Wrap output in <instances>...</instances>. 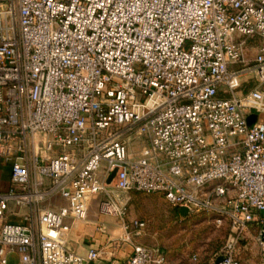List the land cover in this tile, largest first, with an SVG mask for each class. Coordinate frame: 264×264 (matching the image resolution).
I'll use <instances>...</instances> for the list:
<instances>
[{
  "label": "built area",
  "instance_id": "obj_1",
  "mask_svg": "<svg viewBox=\"0 0 264 264\" xmlns=\"http://www.w3.org/2000/svg\"><path fill=\"white\" fill-rule=\"evenodd\" d=\"M246 74L258 84L244 91ZM260 114L264 0H0V264L99 258L68 242L94 201L121 219L109 240L131 243L125 264L164 263L135 239L146 221L126 218L133 189L227 223L212 264H245L241 241L264 212Z\"/></svg>",
  "mask_w": 264,
  "mask_h": 264
},
{
  "label": "rangeland",
  "instance_id": "obj_2",
  "mask_svg": "<svg viewBox=\"0 0 264 264\" xmlns=\"http://www.w3.org/2000/svg\"><path fill=\"white\" fill-rule=\"evenodd\" d=\"M242 65V63L237 64L238 67ZM130 141L133 150H138L143 144V140L135 135L131 136ZM7 173L8 168L3 165L0 158V190L9 186ZM127 195L130 199L126 218H141L146 221L145 227L135 235V239L164 249L167 259L162 264H201L211 261L220 252L230 233L227 223L217 225L213 214L209 212L197 211L186 215L179 213L159 192L133 189L129 190ZM48 201L58 204L61 199L53 197ZM93 211L110 218H118L111 214L100 213L96 201L90 209L91 213ZM19 217L20 215L15 216L17 219ZM241 242L243 260L248 264H255L256 254L261 256V249L259 250L257 245L245 246L247 237ZM193 254L197 255V259H193ZM13 263L15 261L10 256L9 264Z\"/></svg>",
  "mask_w": 264,
  "mask_h": 264
},
{
  "label": "crops",
  "instance_id": "obj_3",
  "mask_svg": "<svg viewBox=\"0 0 264 264\" xmlns=\"http://www.w3.org/2000/svg\"><path fill=\"white\" fill-rule=\"evenodd\" d=\"M242 80L244 91H247L258 84V80L254 78L252 74H246ZM263 116V114H260V118ZM7 176L9 179V173H7ZM62 202L63 200H61L60 203ZM99 220H102L106 223L108 232L105 233L99 229ZM263 224L264 212H262L261 217H257L250 223L249 228L244 236V238L247 237V244H245V246L250 247L248 244H251L253 247H255L257 245L259 250L261 249V256L255 253L257 255L255 264H264V248H262L258 239V235L262 231ZM123 233L124 229L121 225L120 218H110L93 211V213H89V218L87 220L77 219L73 222L71 231L69 233L68 242L72 248L83 253H86L92 247L100 248L102 250L100 257L91 260L89 264H125L132 250L131 243L128 241H123L121 246H115L113 245V242L109 240L110 237L116 238L121 236ZM242 246L243 245L241 242V248ZM240 257L245 264H248L243 260L241 256V250ZM12 258L15 262L18 259L16 256H12ZM201 264H212V260L203 262Z\"/></svg>",
  "mask_w": 264,
  "mask_h": 264
},
{
  "label": "water",
  "instance_id": "obj_4",
  "mask_svg": "<svg viewBox=\"0 0 264 264\" xmlns=\"http://www.w3.org/2000/svg\"><path fill=\"white\" fill-rule=\"evenodd\" d=\"M256 117H257V113H256V112H252V113L249 115V117H248V121H249V123L251 124V123L256 119ZM114 174H115V170L112 171V173L110 174V176H109V178H108V181H109V182L111 181V179H112V177L114 176ZM180 211H181V213H182L183 215L188 214V208H187L186 206H180ZM261 233H262V236L264 237V224H263V228H262Z\"/></svg>",
  "mask_w": 264,
  "mask_h": 264
},
{
  "label": "trees",
  "instance_id": "obj_5",
  "mask_svg": "<svg viewBox=\"0 0 264 264\" xmlns=\"http://www.w3.org/2000/svg\"><path fill=\"white\" fill-rule=\"evenodd\" d=\"M175 207V209L180 213V207L177 205H173Z\"/></svg>",
  "mask_w": 264,
  "mask_h": 264
}]
</instances>
